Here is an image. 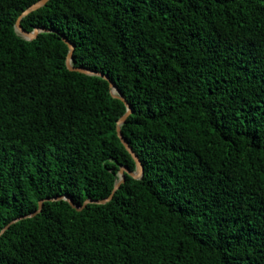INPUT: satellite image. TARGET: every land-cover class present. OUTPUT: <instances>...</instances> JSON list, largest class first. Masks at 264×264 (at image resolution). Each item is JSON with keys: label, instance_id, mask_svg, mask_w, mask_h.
<instances>
[{"label": "trees", "instance_id": "16d2710c", "mask_svg": "<svg viewBox=\"0 0 264 264\" xmlns=\"http://www.w3.org/2000/svg\"><path fill=\"white\" fill-rule=\"evenodd\" d=\"M0 0V264H264V0Z\"/></svg>", "mask_w": 264, "mask_h": 264}, {"label": "water", "instance_id": "95a60500", "mask_svg": "<svg viewBox=\"0 0 264 264\" xmlns=\"http://www.w3.org/2000/svg\"><path fill=\"white\" fill-rule=\"evenodd\" d=\"M48 0H38L37 2L33 3L31 6H29L27 9H25L21 14L20 16L18 17L17 19V22H16V31L19 33V35H21L23 38L27 39V40H32V39H35L40 32H44V31H54V29H47L45 27H35L33 30L29 31L27 29H25L23 26H22V23H21V20L23 17H25L26 15H28L30 12L44 6L46 3H47ZM62 38L63 40L68 44L69 46V53H68V56H67V66L69 69L71 70H76V71H79V72H82V73H85V74H89V75H99V76H102L103 78L107 79L109 82H110V86H111V92H112V95L114 97H117V98H120L121 100L124 101V103L126 104L127 106V111L125 112L124 115H122L118 121V124H117V132H118V135L122 141V143L125 145V147L128 149V151L131 153V155L133 156V158L135 159L136 161V169L135 170H131L129 167L127 166H121L120 167V170H119V173H118V176H119V179L117 181V183L115 184V187H114V190L113 192L111 193L110 196L106 197V198H103V199H97V200H93V199H87L83 205H76L74 203V201L72 200L71 197H69L68 195H62V196H57V197H53V198H46V199H41L39 201V207L36 211L32 212V213H29V214H26V215H23V216H20V217H17L15 219H13L8 225H6L0 232V235L12 224V223H15L21 219H24V218H29V217H33L34 215H36L38 212L41 211L42 207H43V204L46 200H61V199H66L67 201H69V203L77 208L78 210H81L83 209L88 203H98V204H104L108 201H110L113 197V194L114 192L119 188L120 184L122 182H124L126 180V176L127 174H129L130 176L136 178V179H139V178H142L143 175H144V165L140 159V157L138 156V154L134 151V149L132 148V146L128 143V141L126 140V138L124 137L123 135V132H122V129H121V126L122 124L125 123L126 121V118L127 116L131 113L132 109H131V105L130 103L128 102V100L121 94V92L118 90L117 86L115 85V83L110 79V77L103 73V72H100V71H97V70H94V69H91V68H88V67H81V66H74L72 64V59H73V52H74V49H75V44L73 42H71L67 37H65L64 35H62Z\"/></svg>", "mask_w": 264, "mask_h": 264}, {"label": "rangeland", "instance_id": "374dc122", "mask_svg": "<svg viewBox=\"0 0 264 264\" xmlns=\"http://www.w3.org/2000/svg\"><path fill=\"white\" fill-rule=\"evenodd\" d=\"M19 33H20V31H19ZM21 34V33H20ZM22 35V34H21Z\"/></svg>", "mask_w": 264, "mask_h": 264}]
</instances>
